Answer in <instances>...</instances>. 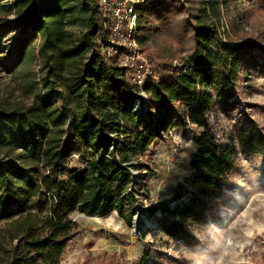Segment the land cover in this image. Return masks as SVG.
Segmentation results:
<instances>
[{
  "label": "trees",
  "instance_id": "trees-1",
  "mask_svg": "<svg viewBox=\"0 0 264 264\" xmlns=\"http://www.w3.org/2000/svg\"><path fill=\"white\" fill-rule=\"evenodd\" d=\"M226 3L199 0L189 57L144 86L147 112L138 114L139 88L116 57L101 54L107 33L97 0H0V71L16 83L0 89V220H10L15 240L2 264H59L79 233L73 212H115L132 227L155 175L144 159L172 128L192 125L199 133L189 174L174 204L159 208L156 232L187 240L189 229L219 216L232 194L238 148L264 156L263 129L241 126L223 145L209 119L247 86L259 56L257 42L218 34ZM158 4L138 10L137 41L147 32L143 15ZM149 256L145 248L137 264H149Z\"/></svg>",
  "mask_w": 264,
  "mask_h": 264
},
{
  "label": "rangeland",
  "instance_id": "rangeland-1",
  "mask_svg": "<svg viewBox=\"0 0 264 264\" xmlns=\"http://www.w3.org/2000/svg\"><path fill=\"white\" fill-rule=\"evenodd\" d=\"M157 12L143 15L147 32L136 41L137 51L156 79L163 71L181 68L193 48V17L199 0H160ZM167 7L163 9V7ZM139 21V20H138ZM139 23H137V26ZM218 34L258 43L259 56L250 67V81L238 88L230 105L209 114L221 144L230 143L236 129L257 126L264 130V0H227L222 6ZM165 68V69H163ZM246 83V82H245ZM14 89L16 83L0 71V89ZM147 112L146 107L136 110ZM198 128L187 125L169 130L164 141L144 159L154 171L146 182V199L127 227L115 212L104 217L73 212L79 233L72 238L59 264H137L145 248L150 249L149 264H262L264 256V156L252 157L238 148L237 176L232 194L219 216L201 229H189L187 240L167 238L156 232L159 208L173 198L177 184L188 176L190 157L196 152L192 138ZM75 164H78L74 160ZM138 180L139 172H134ZM155 207L154 215L147 208ZM10 220H0V264L15 242ZM192 242V243H191ZM196 243V244H194Z\"/></svg>",
  "mask_w": 264,
  "mask_h": 264
},
{
  "label": "built area",
  "instance_id": "built-area-1",
  "mask_svg": "<svg viewBox=\"0 0 264 264\" xmlns=\"http://www.w3.org/2000/svg\"><path fill=\"white\" fill-rule=\"evenodd\" d=\"M150 0H97L104 29L107 33L105 42H100L101 54L116 57L126 71V76L139 89V97L134 103V111L146 107L148 102L144 86L157 84L155 69L149 67L137 51L136 30L138 10ZM137 112V111H136Z\"/></svg>",
  "mask_w": 264,
  "mask_h": 264
}]
</instances>
